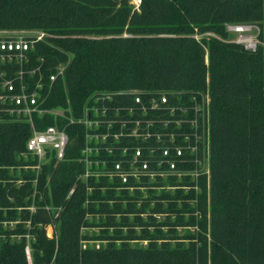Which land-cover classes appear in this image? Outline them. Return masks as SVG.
I'll return each mask as SVG.
<instances>
[{
  "label": "trees",
  "instance_id": "16d2710c",
  "mask_svg": "<svg viewBox=\"0 0 264 264\" xmlns=\"http://www.w3.org/2000/svg\"><path fill=\"white\" fill-rule=\"evenodd\" d=\"M245 24L260 30L256 51L213 36L226 38L228 25ZM13 29L38 30L44 37L21 61L0 56V80L23 72L29 92L40 85V107L63 109L65 115L35 113L36 128L66 127L70 142L63 161L44 165L36 192L30 181L19 186V179L34 178L11 170L37 162L26 146L31 125L0 112V264H29L27 233L34 237L33 264H264V0H142L139 10L133 0H0V30ZM137 89L185 99L209 94L210 176H202L198 186L181 178L172 183L173 193L152 191L146 200L156 206L166 201L169 208L159 206L157 212L173 210L176 219L165 224L178 227L188 224L176 214L177 201L186 210L185 199L196 198L204 234L192 253L180 241L146 233L136 216L122 213L117 221L112 212L120 213L124 202L133 212L135 194L116 191L106 176L82 179L84 127L70 124L69 117H81L97 96L129 103ZM33 195L29 229L5 227L23 219L17 208L25 198L31 204ZM93 207L106 214L117 234L100 248H82L81 240L90 238L80 230ZM49 226L56 229L53 237ZM14 233L21 238L11 239Z\"/></svg>",
  "mask_w": 264,
  "mask_h": 264
},
{
  "label": "built area",
  "instance_id": "2783aa9c",
  "mask_svg": "<svg viewBox=\"0 0 264 264\" xmlns=\"http://www.w3.org/2000/svg\"><path fill=\"white\" fill-rule=\"evenodd\" d=\"M133 3L139 10L142 0ZM256 29L257 26L250 24L227 26V32L236 36L234 42L251 51L261 44L254 35ZM29 47L25 42H0V56L24 58ZM22 74L19 72L15 79L0 80V112L29 121L32 133L26 146L30 155L39 162L63 161L70 142L66 127L50 125L37 129L34 115L49 112L65 115V111L41 108L37 90L40 85L29 92ZM57 76H51V80ZM130 94L129 103L116 102L112 95L97 96L81 117H69L70 124L84 127L80 161L86 171L82 179L106 176L112 187L120 191L134 190L142 179L158 187V177L173 175L180 180L188 177L195 184L200 177L210 176L211 122L207 91L187 99L142 89L132 90Z\"/></svg>",
  "mask_w": 264,
  "mask_h": 264
},
{
  "label": "rangeland",
  "instance_id": "374dc122",
  "mask_svg": "<svg viewBox=\"0 0 264 264\" xmlns=\"http://www.w3.org/2000/svg\"><path fill=\"white\" fill-rule=\"evenodd\" d=\"M258 28V27H257ZM260 30L259 28L255 30L254 35L259 36ZM221 40L225 41H230L234 42L236 40V36H227L222 37V36H217ZM44 37V34L38 30H24V29H16V30H0V42H25L29 46H33L35 42L40 41ZM32 38L31 41H28L27 39ZM198 39L200 37H197ZM259 40V39H258ZM262 44V43H261ZM9 60L15 61L19 60L21 61L23 58L19 55H10L8 56ZM4 59V58H3ZM61 70H64V67H61ZM49 163V162H48ZM47 162H39L37 160L35 165L28 166H12L11 170L17 169L21 173L29 174L30 176L34 177L33 179L30 178H24V179H19L18 180V185L21 186L23 185L26 181H30L33 184V188L36 192L35 185L39 179V176H41L44 171V165H46ZM49 174V170H46V175ZM171 178V179H169ZM201 178V177H200ZM199 178V180H200ZM199 180L196 182V185H199ZM110 181V180H109ZM161 187H156L154 185L150 184V181H146L144 179L140 180L139 184H137L136 188L134 190H128L130 195L135 194L134 199L132 201H135L131 206V208H134L133 212H130V210H126L124 207H126V202H124L121 206L122 209L120 210V213H115L112 212L113 215H115L117 221L120 219V215L122 213H125L129 219H133V217H138L139 222L144 223L145 225L143 227H147V230L145 231L146 233H153V234H158L160 236L165 235L168 237L169 241L172 242L173 244L176 242H179L185 247V252L186 253H192L193 251V243L196 244L198 237L202 236L204 234V231L201 229V226L198 224V222L201 220L199 217L200 215L198 214V209H197V200L196 198H191L185 199L189 207H187L186 210L185 208H182L183 205V200L180 199L178 200V212L176 214L181 215L185 218V221L188 225L185 226H174V225H166V221H171L174 222L176 219L175 212L172 211H167V212H157V207L161 206L160 208H165L168 209V203L165 201H161L159 205L156 206V203H154L152 200H148V193L149 192H154V191H169L170 193H173L176 190V186H174L172 183L174 181H180L179 177H168L164 176L161 178ZM103 189H107L105 187H102ZM187 190V189H186ZM104 191V190H103ZM34 192V193H35ZM90 192V191H88ZM33 201L31 204H29V200L25 198V205L22 204L23 206L18 207L17 211L21 213L23 219H19L18 221H13L9 224H5V227H8V229H18L21 227V229H29L31 226V221L26 219V214L30 212V217L33 215L35 212V206H34V201L36 196L33 195ZM52 198V197H51ZM97 204V203H96ZM148 204V205H146ZM146 205V206H143ZM49 208V207H48ZM50 208L52 211L56 210V206L50 205ZM61 209L58 208L57 211H60ZM25 216V217H24ZM21 218V217H20ZM85 221L87 222L84 227L81 228L80 233L81 235H87L90 239H83L81 240L80 244L82 248L88 247H96L100 248L103 245H107L110 236H114L117 234V230L111 227L108 224V219L105 213L97 209V207H93L88 211V213L85 216ZM137 220V221H138ZM120 222V221H119ZM195 222V223H194ZM121 230L123 231V235H127V227L122 228L119 226ZM55 227L49 226L47 228V233L48 236L53 237L55 235ZM136 231L138 233H141V228L138 227L136 228ZM26 238L28 240V244L26 247V253L28 256L29 264H33V259H32V248H31V240L34 239L33 235L31 233L26 234ZM172 237L175 239H172ZM21 235H16V233L11 234V239H20ZM58 239V233L56 235V240ZM111 240V239H110ZM135 241L132 243L134 244ZM140 244L146 246L148 244V241H138Z\"/></svg>",
  "mask_w": 264,
  "mask_h": 264
}]
</instances>
